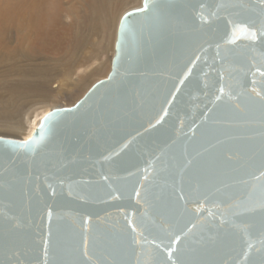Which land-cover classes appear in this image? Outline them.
<instances>
[{"label":"water","instance_id":"water-1","mask_svg":"<svg viewBox=\"0 0 264 264\" xmlns=\"http://www.w3.org/2000/svg\"><path fill=\"white\" fill-rule=\"evenodd\" d=\"M0 264H264V2L143 0L105 77L0 135Z\"/></svg>","mask_w":264,"mask_h":264},{"label":"bare ground","instance_id":"bare-ground-1","mask_svg":"<svg viewBox=\"0 0 264 264\" xmlns=\"http://www.w3.org/2000/svg\"><path fill=\"white\" fill-rule=\"evenodd\" d=\"M142 1L143 0H141L139 5L142 4ZM91 4L92 11L83 21L73 18L71 23L65 21L63 11L67 10L74 16L75 12L73 8H63L59 2H49L47 0H16L14 5L10 3V5L3 7L0 21V52L4 53V57L9 56L13 58L11 61H14L12 63L15 66H6V68L2 70V73H0V80L3 83V76L8 71H14L19 76V79L14 80L13 84H4V88L12 93L11 96H14L15 99L17 98L18 101L22 103L24 101L30 103L31 100L29 101V99L33 100L36 97L34 92H41V98L49 97L53 78L48 72H50L51 69L49 70V66L43 62L44 60L40 63L43 55H37L40 57L36 62L31 59L33 54L36 55L34 51H36V48L39 50H48L49 44L52 43L51 40L58 39L59 41V39H61L65 42V45L71 42L70 47L68 49L66 48L68 51H81L83 53L84 47H86L85 44L88 42V36H90L88 35L86 37L85 33L96 31V14L98 12L102 13V11H105V13L102 14L103 20L101 24L103 25V30L109 37L111 33L112 45L114 46L116 44L119 22L124 13L114 26L113 32H111L110 12H106V7L102 8L100 5H97L94 0H91ZM65 29L69 30L71 33L64 34L63 31ZM34 43H39L40 46H35ZM114 53L115 46L110 61H112ZM17 61H19V63ZM22 62L26 66H24ZM42 67H44L43 76ZM0 102L2 103V101ZM41 103L44 106L48 105L46 99L41 100ZM7 105V102H3L2 106ZM57 107H59V105ZM39 108L40 107L35 108L32 111V115L27 117L24 127L17 126L18 124H13L14 126L9 124L8 127L22 133L21 138H28L38 126L41 118L49 111H38Z\"/></svg>","mask_w":264,"mask_h":264},{"label":"rangeland","instance_id":"rangeland-1","mask_svg":"<svg viewBox=\"0 0 264 264\" xmlns=\"http://www.w3.org/2000/svg\"><path fill=\"white\" fill-rule=\"evenodd\" d=\"M15 1L16 0H0V21L2 18L3 7L10 5V3L14 5ZM47 1L59 2L63 8H73L75 12L74 16H72L71 13L67 10L63 11V14L65 16L64 19L68 23H71L73 18H77L78 20L83 21L84 18L87 17L92 11L91 0ZM94 1L102 8L106 7V12H110L111 32H113L114 26L117 24L120 16L127 10L139 6L141 2V0ZM103 13H105V11H102V13L98 12L96 14V31L85 33L86 37L88 35L90 36H88V42L85 44L86 47H84L83 53L81 51H68L67 49L70 47L71 42L65 45V42L61 39H59V41L58 39L51 40L52 43L49 44L48 50H39L36 48V51H34L36 55L33 54L31 59L36 62L40 57L37 55L41 54L43 55V58L40 60V63L42 62V60H44L43 62L49 66V70L51 69L50 72H48L52 75L53 78L49 97L41 98V92H34L37 98L35 97L36 99L34 98L33 100L29 99V101L31 100L33 102L30 101L29 103L27 101H24L22 103L18 101L17 98L15 99L14 96H11L12 93L10 91L4 88V84H13L14 80L19 79L18 74L14 71H8L4 74L3 83L0 80V101H2V103L0 102V135L21 138L22 133L18 132L15 129L9 128V124H18L17 126L24 127L26 125L27 117H30L32 115V111L38 107H40L38 111H47L53 107H57L58 105H72L86 92V90L94 82L105 77L108 74L111 65L110 57L113 54L115 45H112L111 33L109 37V35H107L103 30L104 28L101 24V21L103 20ZM63 32L64 34L71 33L67 29H65ZM35 46H40V44H35ZM11 60H13V58L9 56L4 57V53L0 52V73H2V70H4L6 66H15L12 63L14 61ZM17 62L19 63V61ZM23 65L26 66L24 63ZM43 72L44 67H42V76ZM45 99L48 102L47 106H44L41 103V100ZM3 102H7L8 105L2 106Z\"/></svg>","mask_w":264,"mask_h":264},{"label":"snow or ice","instance_id":"snow-or-ice-1","mask_svg":"<svg viewBox=\"0 0 264 264\" xmlns=\"http://www.w3.org/2000/svg\"><path fill=\"white\" fill-rule=\"evenodd\" d=\"M262 2H264V0H262ZM145 7H149V4L147 2H146ZM253 39H255V33L254 32H253ZM6 142L11 143V141H6ZM27 143H28V141L22 142V144H27ZM85 255H87V253H85Z\"/></svg>","mask_w":264,"mask_h":264}]
</instances>
